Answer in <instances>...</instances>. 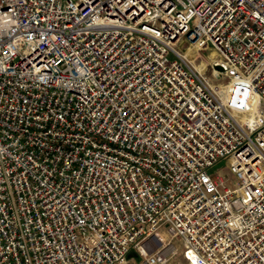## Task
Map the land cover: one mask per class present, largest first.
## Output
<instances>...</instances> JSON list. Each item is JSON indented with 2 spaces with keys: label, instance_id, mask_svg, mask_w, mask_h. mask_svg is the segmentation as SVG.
Listing matches in <instances>:
<instances>
[{
  "label": "built area",
  "instance_id": "obj_1",
  "mask_svg": "<svg viewBox=\"0 0 264 264\" xmlns=\"http://www.w3.org/2000/svg\"><path fill=\"white\" fill-rule=\"evenodd\" d=\"M177 255L264 264V0H0V264Z\"/></svg>",
  "mask_w": 264,
  "mask_h": 264
},
{
  "label": "rangeland",
  "instance_id": "obj_2",
  "mask_svg": "<svg viewBox=\"0 0 264 264\" xmlns=\"http://www.w3.org/2000/svg\"><path fill=\"white\" fill-rule=\"evenodd\" d=\"M214 54V52H209L207 49H204V51L202 52H199L195 59H194V64L198 67H200L201 69L205 70L206 74L208 76H212V69L210 67V57H212V55ZM219 166H223L222 168V172H227V169L224 167V163L221 162L219 164ZM178 261L181 263V264H187L185 262V260L180 256V255H177L175 257V262L178 264ZM131 264H137L138 261H130Z\"/></svg>",
  "mask_w": 264,
  "mask_h": 264
},
{
  "label": "water",
  "instance_id": "obj_3",
  "mask_svg": "<svg viewBox=\"0 0 264 264\" xmlns=\"http://www.w3.org/2000/svg\"><path fill=\"white\" fill-rule=\"evenodd\" d=\"M214 68H215L216 70H220V67H218V66H215ZM130 255H131V256H134V252L131 251V252H130Z\"/></svg>",
  "mask_w": 264,
  "mask_h": 264
},
{
  "label": "bare ground",
  "instance_id": "obj_4",
  "mask_svg": "<svg viewBox=\"0 0 264 264\" xmlns=\"http://www.w3.org/2000/svg\"><path fill=\"white\" fill-rule=\"evenodd\" d=\"M214 56V54L212 55V57ZM212 57H210V58H212ZM200 68V67H199ZM201 69V68H200Z\"/></svg>",
  "mask_w": 264,
  "mask_h": 264
},
{
  "label": "crops",
  "instance_id": "obj_5",
  "mask_svg": "<svg viewBox=\"0 0 264 264\" xmlns=\"http://www.w3.org/2000/svg\"><path fill=\"white\" fill-rule=\"evenodd\" d=\"M178 264H181V263L178 261Z\"/></svg>",
  "mask_w": 264,
  "mask_h": 264
}]
</instances>
